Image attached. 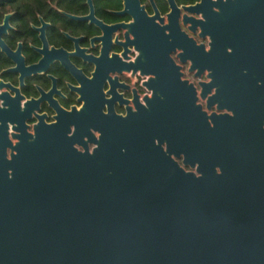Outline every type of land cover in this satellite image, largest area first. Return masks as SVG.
I'll return each instance as SVG.
<instances>
[{
    "label": "water",
    "instance_id": "obj_1",
    "mask_svg": "<svg viewBox=\"0 0 264 264\" xmlns=\"http://www.w3.org/2000/svg\"><path fill=\"white\" fill-rule=\"evenodd\" d=\"M212 6L186 9L206 18L190 28L210 31L208 107L225 112L191 91L178 126L112 116L92 150L74 146L85 131L11 158L0 142V264H264V0Z\"/></svg>",
    "mask_w": 264,
    "mask_h": 264
},
{
    "label": "flooded vegetation",
    "instance_id": "obj_2",
    "mask_svg": "<svg viewBox=\"0 0 264 264\" xmlns=\"http://www.w3.org/2000/svg\"><path fill=\"white\" fill-rule=\"evenodd\" d=\"M216 1L204 0L207 12L217 10ZM59 2L74 3L72 10ZM201 2L55 0L54 15L30 19L3 10L0 0V30L11 15L0 34V142H7L8 157L12 146L39 132L61 142L67 130L85 131L74 146L92 150L101 123L115 122L112 116L159 129L177 112V100L192 99L191 91L203 111L225 112L208 107L215 88L208 85L211 63L201 52L211 50L210 31L202 37L200 27L190 28L192 19L206 18L186 7ZM204 55L201 69L198 57ZM172 123L178 126L179 119Z\"/></svg>",
    "mask_w": 264,
    "mask_h": 264
},
{
    "label": "trees",
    "instance_id": "obj_3",
    "mask_svg": "<svg viewBox=\"0 0 264 264\" xmlns=\"http://www.w3.org/2000/svg\"><path fill=\"white\" fill-rule=\"evenodd\" d=\"M74 1V0H70ZM4 8L3 10H15L17 13L24 15L25 17L31 19V17H37V13H41L43 15H54L52 11V3L55 0H4ZM116 2V1H115ZM70 2L62 3L59 2L58 5L63 6L68 10H72L73 6ZM54 17V16H52Z\"/></svg>",
    "mask_w": 264,
    "mask_h": 264
}]
</instances>
